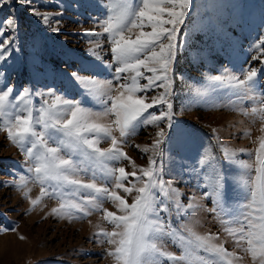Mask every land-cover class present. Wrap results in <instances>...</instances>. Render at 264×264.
Returning a JSON list of instances; mask_svg holds the SVG:
<instances>
[{
	"label": "rangeland",
	"instance_id": "374dc122",
	"mask_svg": "<svg viewBox=\"0 0 264 264\" xmlns=\"http://www.w3.org/2000/svg\"><path fill=\"white\" fill-rule=\"evenodd\" d=\"M106 4L107 0H32V7L37 12L49 16L47 24L17 0H9L7 5L0 6V21L12 17L18 22L14 32L8 30L15 37V51L6 63L0 61V71L6 72L7 83L14 85L17 91L30 88L34 94L54 89L63 98L82 101L93 112L102 111L99 100L86 95L69 74L83 65L92 71L78 75L93 78L95 73L96 79H111L112 70L105 68L112 62L110 44L101 27ZM57 27L59 32L52 31ZM137 32V29L133 30L132 38ZM261 35H264V0H192L190 14L177 38L175 72L170 73L174 75L170 98L174 124L189 135L178 145L173 130V138L161 145L162 156L156 157L158 163L163 164V179L171 181L178 189L183 205L177 213L175 205L170 203L169 228L184 236H187L185 226L200 235L219 233L220 239L214 242L224 243L230 252L242 257L234 264L253 262L250 255L237 248L233 238L224 232V217L208 211L214 207L213 200L204 198L203 192L211 191L213 181H205L203 177L211 169L204 172L198 160L201 155L215 156L228 177V201L234 204L242 197V181L249 171L244 165H255L260 139L264 137V119L244 113L259 107L260 98L246 100L235 94L237 90L230 87L227 80L217 82L211 77L227 76L228 73L239 75L240 69L248 67L249 63L260 68V62L251 58L258 55L252 46ZM88 49H94L96 55L92 56ZM4 82L0 77V86ZM258 83L264 89V75L259 77ZM114 89L112 95L117 94L119 85L114 84ZM162 91L161 88L148 92L147 102ZM42 99L51 103L54 97L34 95V106L39 107ZM162 110L166 108L157 106L149 111L159 115ZM114 119V116H102L95 122L112 125ZM166 124L167 121L158 126L140 125L135 134L118 145L135 167L124 159L109 167H124L127 173L135 171L138 176L142 175L141 167H148L149 158L153 156L152 151L144 152L143 149L152 144L160 128L169 131ZM113 135L118 141L122 139L118 131H113ZM221 144L235 152L234 162H223ZM50 146L55 147L54 144ZM98 146L107 149L111 147V140L102 139ZM30 165L18 146L7 138L0 123V264H116L114 257L108 254L116 245L97 233L122 230L104 219L102 209L118 216L124 213L110 200H103L99 208H89L88 215L76 210H72L71 215H55L52 209L62 202L59 196H45L32 206L24 192L28 191L29 197L35 199L40 195L41 187L47 185L35 181L34 173L27 171ZM22 174L29 178L24 188L14 185ZM250 174L255 175L254 171ZM73 178L92 182L91 173L80 172ZM95 182L109 191H117L128 204L138 195L136 189L143 186L142 181L131 176L125 181V187L135 186L131 193L115 189L114 181L106 183L99 176ZM190 203L191 208L188 207ZM157 243L162 250L175 255H180L183 250L176 237L166 236ZM196 260L194 254L192 264H196ZM162 264L167 262L162 260Z\"/></svg>",
	"mask_w": 264,
	"mask_h": 264
},
{
	"label": "snow or ice",
	"instance_id": "6c2138e0",
	"mask_svg": "<svg viewBox=\"0 0 264 264\" xmlns=\"http://www.w3.org/2000/svg\"><path fill=\"white\" fill-rule=\"evenodd\" d=\"M17 2L28 6L33 15L41 16L43 22L48 23L49 16L37 12L32 7V0ZM8 3L9 0H0V6ZM191 7L192 0H107L101 27L110 44L112 62L105 68L112 70L111 79H96L95 73L93 78L78 75L79 72L92 71L83 65L69 74L86 95L99 100L103 106L100 112H93L82 101L63 98L54 89L35 94L30 88L17 91L14 85L7 83L6 72L0 71V77L5 80L0 86V123L7 138L23 153L25 161L31 162L27 171L34 173L35 181L47 185L41 187L40 195L35 199L25 191V198L35 206L45 196H59L62 202L58 208L52 209L55 215H71L72 210L88 215L89 208H99L101 201L113 202L124 215L118 216L102 209L104 219L122 230L101 231L97 235L106 236L108 243L116 245L108 253L116 264H162V260L167 264H192L194 254L196 264H234V261L242 259L237 253L230 252L224 243L214 242L220 239L219 233L200 235L185 226L187 236H184L169 228L167 223L170 203L175 205L177 213L183 205L178 189L172 186L171 181L163 179V164L158 163L156 157L162 156L161 145L173 138V130L178 145L184 143L189 135L174 124L173 103L170 102L174 75L170 73L175 72L177 38ZM17 27L15 18L0 21V61L6 63L15 51V37L8 30L14 32ZM146 28L150 30L146 31ZM134 29L138 32L132 38L130 34ZM52 31L59 32L60 28ZM252 47L258 55L251 59L259 61L260 68L249 63L248 67L240 69L239 75L228 73L211 79L217 82L227 80L229 86L237 90L235 94L246 100L251 101L258 96L260 106L244 114L259 115L264 119V89L258 83L259 77L264 75V35ZM88 52L96 55L94 49H88ZM141 80L146 83L141 84ZM114 84L119 85L116 95H112ZM161 88L160 95L147 102L146 94ZM34 95L54 97V100L49 103L42 99L36 107ZM157 106L166 110L160 111L159 115L149 111ZM102 116H114L112 125L95 122ZM162 121H167L169 131L160 128L152 144L143 149L144 152L152 151L153 156L149 158L148 167H141L142 175L138 176L135 171L127 173L124 167H109L122 159L135 167L118 145L135 134L138 126H158ZM113 131L119 132L120 141ZM102 139H110L111 147L100 148L98 145ZM220 150L223 162H234V151L223 144ZM198 164L204 172L211 169L203 177L205 181H213L211 191L203 192L204 198L213 200L214 207L208 211L224 217V232L233 238L237 248L250 255L253 264H264V137L260 139L255 165H244L249 171L242 181V197L234 204L227 199L228 177L222 163L215 156L201 155ZM252 171L254 176L250 174ZM80 172L91 173L92 182L84 183L73 178ZM98 176L106 183L114 181L115 189H122L125 193H131L135 187H125L129 176L142 181L143 186L136 189L138 195L128 204L117 191L98 186L95 182ZM28 179L22 174L14 185L24 188ZM66 195L70 198L64 199ZM188 207L191 208L192 204ZM166 236L176 237L180 242L183 249L180 255L162 250L157 241ZM20 238L24 239L23 236ZM201 252L204 255H200Z\"/></svg>",
	"mask_w": 264,
	"mask_h": 264
}]
</instances>
